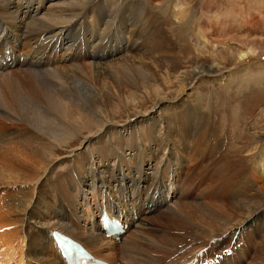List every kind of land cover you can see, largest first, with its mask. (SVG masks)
<instances>
[{
    "label": "bare ground",
    "instance_id": "1",
    "mask_svg": "<svg viewBox=\"0 0 264 264\" xmlns=\"http://www.w3.org/2000/svg\"><path fill=\"white\" fill-rule=\"evenodd\" d=\"M96 1L100 0H18L16 3L14 0H0V77L3 86L5 85L1 87L0 83V124L5 122L10 126L8 129L0 125L5 132L2 133L0 142L5 141L6 144L29 149L36 156L37 172L40 171L39 176H30L17 167H0V187L10 185L14 190L11 193L6 192L5 195H10L11 204L7 200L0 201V264H20L18 254L21 255L22 246L26 249L27 257L39 264H66L58 241L53 236L54 232L48 235L49 232L46 233L41 226L30 229L28 224H24L23 218L26 215L31 216L34 213L32 209L39 204L45 206L47 211L50 209L48 186L37 181L41 176L42 179L49 180V169L55 166L52 160L59 153L56 150H64L77 144V137H82L78 147L80 148L117 124L109 112V108L115 105L111 103L112 87L108 84L111 83L108 79L115 72H123L125 75L135 72L137 75L136 78L125 76L128 80L122 77L125 83L116 80L114 87L118 89L120 96L124 97L125 94V102L134 103L137 97V103L133 105L139 106L138 100H151L155 97L153 110L164 105L163 109L157 111V121L164 120L167 126L172 123L179 124V121L185 122L187 129H178V144L162 137L155 138L150 135L143 139L139 135L128 142L129 155L116 152L111 156L114 176L110 183L114 186L120 182L119 176H124L126 161L131 167L128 170L129 182H134L130 185V193L124 195L126 206L131 203L138 217L145 214V220L137 223L139 230L129 228V234L135 239L133 248L128 246L129 240H125L126 236L122 241L124 243L121 242L122 237L119 238L127 233L130 222L134 221V215L129 209V215L118 210L115 214H109L105 206L103 209L99 206V215L96 210L91 211L88 216L98 223L105 211L107 216L120 219L122 230L114 233V237H109L120 240L119 243L106 239L102 225L98 223L95 226L91 220L89 226L97 230L90 231L86 224L85 236L83 233H76L73 227L81 222L76 219L75 210L69 205H65L66 212L50 213V219L44 223L45 228L57 229L59 234L77 241L89 255L101 261L108 258L106 260L110 264L112 261L108 255L111 251L131 264H240V260L246 255L245 248L240 249L239 246L236 252H232L230 247L235 237L230 238L229 235L236 233L240 237L248 225L251 237L257 240L259 251L248 255L247 260L250 257V264H264V157L257 152L252 153L255 160L249 165L250 170L240 183L244 189L234 188L231 176L228 178L226 170H222L226 165L224 158L211 163L223 148L222 143L211 138L209 133L206 139L203 137L211 117L198 106L177 101L196 78L212 75L215 69L204 66L186 68L187 63L181 59L183 55L180 58V53H176L175 47H171L172 44L175 45L172 37L168 36L167 31H163L161 23L166 18L165 11L154 14L146 3L139 1L107 0V4L111 2L112 7L104 4L106 0L100 2L104 5H97ZM44 2L52 9H45L42 14L41 7ZM102 8H106L108 12ZM199 39L206 43L210 37L201 33ZM139 40L141 42L138 44ZM244 45L245 50L237 52V65L253 62L256 54L255 46L248 40L244 41ZM18 49L25 54L22 57L17 54V58H14ZM119 50L126 53L121 58L112 59L113 54ZM61 51L65 53L58 54ZM108 57H112L111 60L101 61ZM56 61L59 63L56 64ZM192 61L190 59L188 62L192 64ZM12 64L16 65V70H10ZM21 75L29 77V80L24 81ZM109 75L112 76L108 78ZM30 84L32 88L29 87ZM173 88L177 89L175 97L168 92ZM115 97L114 95L113 98ZM117 97L115 99H122ZM126 111L127 123H138V118L145 119L144 113L134 114L128 109ZM160 128L163 132L162 126ZM186 131L193 136L189 142ZM177 145L185 151L180 149V153L176 152ZM258 145L264 152L261 141ZM67 154H73V151ZM183 155H187L190 163L199 162L201 159L203 170L211 168V176L208 177L213 180H202H207L208 183L203 189L211 188L210 192H213L205 199L191 193L193 183L203 170L190 179L187 174L191 169H188L187 182L185 177L181 180L184 186L188 185L186 188L182 187L179 194H175L174 208H169L166 205L167 197L175 193L178 172L183 170L185 164ZM76 159L78 162L76 157L74 162ZM134 159L139 165L134 163ZM149 159H155L151 177L143 170L145 164H140ZM176 165H179L178 168L174 167ZM167 170H170V177L163 184L161 178ZM77 172L82 173V168L79 167ZM248 173H251L250 180H247ZM90 176L92 179L88 185L89 192L84 198L86 202H89L86 200L87 195L101 196V191L106 186L97 172H91ZM202 180L199 185L204 184ZM254 188L257 190L253 193ZM152 191L154 194H151ZM36 197H40L38 202L34 201ZM66 198L67 196H63L64 201ZM137 201L140 202L139 206H135ZM158 207L164 209L162 213H158ZM187 207L195 208L197 216L188 218L185 212ZM47 236L48 252L52 259L45 253L44 238L47 239ZM204 238L211 239L209 248L217 243L225 246L224 254L198 255L199 244ZM184 243L188 245L185 256L178 254ZM113 244H120L118 253H115ZM227 252L230 253L229 257L226 256Z\"/></svg>",
    "mask_w": 264,
    "mask_h": 264
},
{
    "label": "rangeland",
    "instance_id": "2",
    "mask_svg": "<svg viewBox=\"0 0 264 264\" xmlns=\"http://www.w3.org/2000/svg\"><path fill=\"white\" fill-rule=\"evenodd\" d=\"M14 1L15 3L18 2V0ZM101 1L103 0H100L99 2L96 1L97 5L105 4L107 7H112L111 2H109L108 5L107 0L104 4L100 3ZM126 1L130 2V0ZM134 1H139L143 4L146 3L149 6L148 9L150 10V12L154 14L159 11H165L164 16L166 18L164 17L165 20H162L163 22L161 23L162 28L164 29L163 31H167L169 33L168 36L172 37L173 43L175 45L172 46V44L171 47H173V49L175 47V52L180 53V58L181 55H183V58L181 59L185 63H187L185 64L186 68L196 69L198 66H204V68L213 67V69H215L212 75H202L196 78L193 83L190 84L187 89H185L184 93L177 99V101L180 100L178 103L184 102L190 103V105L193 106H198L200 107L202 112L205 111L211 117V124H208L206 133H204L203 137H205L206 139L207 134L209 133L211 138L215 139L220 144L222 143L223 147L222 150H220L214 157L215 160L213 161L214 158L212 159L211 163L213 164L214 162H218L220 160L219 158H224L223 160L226 162L224 164L226 165L222 167V170H226L225 173L228 178L231 176V180L233 181L232 185L234 188L244 189V187L240 185V183L247 175V172L250 170L249 165L255 160L252 153L254 152L255 154L257 152L259 155L264 157L262 148H258L260 146L258 145L260 141L262 142V146L264 145V0H132V2ZM35 5L36 4H34V6ZM48 6L49 4H47V2H44L42 4V14H44V11H46L47 9H52V7ZM117 8L121 11L119 5H117ZM103 10L107 11L106 8H104ZM113 11H116L115 8H113ZM121 13L123 12L121 11ZM201 33L207 34L210 37V39L206 43H203L202 40L199 39V35ZM221 40H224V42ZM245 40H248L253 46H255L254 48L256 49L254 50L256 51V54H254L253 56V62L251 61L249 64L237 65V52L245 50ZM140 42L141 41L139 40L137 43L139 44ZM119 51L113 54V58L108 57L101 61L106 62L109 59L111 60V58H121L126 53L124 51H120L119 53ZM16 52L17 53L15 54L14 58H17V54L19 57H22V55L25 54L23 53L24 51H21L19 49L16 50ZM63 53L65 52L61 51L58 54ZM259 55H261L260 58ZM190 59H193L192 64H190L191 62H188ZM57 63H59V61H56V64ZM2 64L4 63L2 62ZM12 66L13 67L10 70H16V65L12 64ZM112 75H115L117 76V78H119L117 79ZM112 75L108 76V78L111 76L113 77V79L112 77L108 79V81L111 82L108 84H110V86L112 87V94L110 98L111 103H113L115 106H111L109 108V112H111V114L114 116L113 120L117 122V124L113 126V128L105 130L100 135L92 138L91 142L89 140L80 148L78 147L81 145L82 137H77V140L79 141L77 142V144H74L73 146L71 145L72 147L70 146L69 148H66L64 150H56L60 153V155L58 156V153L52 160V164H55V166L50 167L51 169H49V173L47 174L49 180L42 179L43 176H41L42 178L40 177L39 181H37L48 186L49 190L47 193H49V196L51 198V200L48 201V205H50L49 208H53V210L50 211L49 209L47 211V208L45 209V206H43L42 204L34 207L32 209L34 213H32L31 216L26 215L23 218V222L24 224H28V228L37 229L41 226V228L46 231V233L49 232L48 235H50L52 231L60 233L59 231H56V228H54L56 230H52L49 228L46 229L45 224L47 220L50 219V213L54 212V214H56L66 212L67 207L65 205H69L71 209L74 208L75 217L81 222L73 227L75 228L74 230H76V233H80V235L83 233L82 235L85 236L86 230L84 228L86 227V224L87 228L90 231L97 230V228L95 227L94 229L90 227L91 225L89 224V221L91 219H89L88 216L91 211L96 210L98 211L99 215V206H102V209L103 206H105L108 209L109 214H115L118 210L124 215H129V213L127 212V209H129L134 215V221H131L132 223L130 222L129 227L126 230L127 233L120 235L119 238L122 237V242L126 236L125 240H129L128 246L133 248L132 244L134 243L135 239L129 234V232L134 229H140L139 227H137V223L139 221L141 223L142 219L145 220V214H140L138 217L131 203L130 205L126 206L124 195L130 193V185L131 183H134L129 182L128 170H130L131 167L127 165L126 161V166H124L123 169L124 176H119L120 182L114 186H112V184L110 183V181H112V176H114L112 174L113 164L111 161V156H113V154L116 152H123L125 156L129 155L130 153H128L127 150L128 142L135 139V137L139 135H142L143 139L146 136L150 137V135L155 138L162 137L178 144L176 136L178 129L182 131L183 128H187L185 122L179 121V124L172 123L167 126L165 125L164 120L157 121V111L163 109L164 105L159 107L157 110H153L152 105L155 97H152L151 100H149L148 98H143L142 100L144 101H142L141 99L138 100L139 106L133 105L137 103V97H135L134 103L131 101L125 102L123 100L125 94L124 97L120 96V94H118L119 92L117 91L118 89L114 86L116 85V82L118 80V82L121 81L122 83H125L124 81L128 76L129 78H136L137 75L135 72L134 74L133 72H130V74L126 73V75L123 72H115ZM21 76L23 77V75ZM122 77L125 79L124 81ZM27 78L29 77L24 76V81L27 82L29 80ZM129 78H127V80ZM0 83L2 87L3 83L1 82V77ZM3 87H5V85ZM29 87L32 88V85L30 84ZM176 90V88H173L168 92L171 93L172 97H175L177 96ZM117 94L122 99H115L118 96ZM114 95L116 96L115 98H113ZM119 96L117 98H120ZM171 96L169 95V98H171ZM116 100H118L119 103L116 102ZM125 108L130 110V113H144L145 119L139 120L138 118V123L131 121V123H127L128 111H126ZM1 123V127H7L8 129L10 128L9 123ZM160 126H162L163 132L160 131ZM1 127L0 135H2V133H5L3 132L4 129ZM217 134L219 137L217 136ZM185 135L188 137V142L193 137L192 134L189 135L188 131H186ZM0 137H3V135ZM4 142H0V167L4 165H6L7 167L13 166L17 167V169H22L25 174L30 176L40 175V171L37 172V158L29 149L20 148L19 145H10L9 143L6 144V142ZM144 142L145 144H147V146H149L148 142ZM190 145L191 143L189 144V146ZM150 147H152L151 144ZM177 149L178 150H176V152L179 153L180 149L183 152L185 151L184 148H181L178 145ZM70 151H73V154H67ZM188 152L189 151H187V153ZM74 157L78 158L79 164H76L78 163L77 159L74 162ZM183 157L185 159V164H183V170L178 172V181L176 183L175 193L172 194V196L170 194L167 197L166 205L169 208H174L173 203L175 194H179V192L182 190L181 188H186L188 185L186 184L184 186V183L181 181L182 177H185L187 178V182L188 177H186V172L188 171V169H191L187 174L191 179L195 175L199 174L204 168V165L200 163L201 159H199V162L194 161L196 163L194 164L193 161L192 163L187 161V155H183ZM69 160L71 161V165L68 166ZM145 162L146 163L141 162L140 164H145L143 170L148 177H151V170L152 167H154L155 159H149ZM134 163L139 165V163L136 162V159H134ZM178 166L179 165H176L174 167L178 168ZM79 167L82 168V173L80 174L77 172V169ZM209 169L207 170L206 168L203 170L201 175L193 183L191 189V193H193L197 197H200L201 199H205L213 192H210L211 188L207 190L203 189L207 186L208 183H206V181L209 180V178L211 181L213 180L212 177H208L211 176V168ZM91 172H97L98 175L101 176V178L106 183V186L103 187L100 194L101 196L91 197L90 195H87L86 200L88 199L89 202H86L84 198L85 195L89 192L88 185L92 179V177L90 176ZM169 174L170 170L165 171L164 175L161 178V182L163 184H165V179L170 177ZM250 174L251 173H248L247 180H250ZM202 178L207 180L203 182ZM200 180H202L204 184L199 185L198 183ZM191 182H193V180H191ZM77 183H79V186ZM15 185L19 186V184ZM9 186L2 185L0 187V201L7 200L8 204H11L12 198H9L10 195L5 196L6 192L11 193L14 191L13 188ZM7 188L11 189L6 191L5 189ZM78 188L80 190H78ZM108 188H111V190H109ZM203 190L204 193H202ZM256 190L257 188H254L252 192L254 193ZM106 192L107 195H105ZM151 194H154V192L152 191ZM63 196H67L65 201L63 200ZM104 198H106V200H104ZM225 198L227 199V196H225ZM38 199H40V197L34 198V201L38 202ZM227 200H230V198ZM207 202H209V200H207ZM139 203L140 202L137 201L135 203V206H139ZM58 207L60 208L58 209ZM111 208H114V210L112 211ZM163 210V208H159L158 213H162ZM195 210L196 209L193 207H187L185 209L187 217L193 218L197 216L198 213H195ZM91 221L95 223V226L98 223L100 224V221L98 223L96 222V220ZM246 227L247 230H245V232L240 237L236 233H229L230 238L235 237L232 240L233 242L230 247V250L232 252H236L239 246L240 249L243 247L245 248L246 255L243 259L240 260V264H250L249 261L251 259L249 257V259L247 260L248 255L259 251L257 240H254L251 237V230H249V226L247 225ZM129 228L132 229L129 231ZM105 236L109 241H116V243H119L120 241L118 239H110L107 235ZM44 242V246H46L45 253L48 257H50V259H52L48 252V236L47 239L44 238ZM210 242H212L211 239L204 238L203 241H201V243L199 244V250L197 254H224L226 249L225 246L220 244L217 245V243L213 248H209L208 244ZM19 246H22L21 242L19 243ZM113 246L116 248L115 253H118L120 251V244H113ZM187 246L188 245L184 243L181 246L182 251L178 252V254L186 255L188 251ZM21 249V255L18 254V262L20 264H39L27 257V252L24 246H22ZM111 252H109L108 256L111 257L110 260L112 261V264H131L129 263V261L123 259L120 255L116 256L114 254V251ZM226 256L229 257L230 253L227 252ZM106 259L108 258H105L102 261L105 263L109 262Z\"/></svg>",
    "mask_w": 264,
    "mask_h": 264
}]
</instances>
